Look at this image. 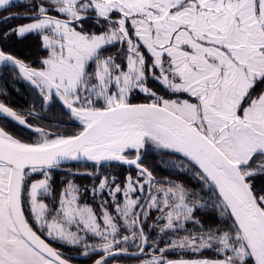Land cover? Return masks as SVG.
I'll use <instances>...</instances> for the list:
<instances>
[{"label": "snow or ice", "instance_id": "snow-or-ice-1", "mask_svg": "<svg viewBox=\"0 0 264 264\" xmlns=\"http://www.w3.org/2000/svg\"><path fill=\"white\" fill-rule=\"evenodd\" d=\"M4 75L0 264H264V0H0Z\"/></svg>", "mask_w": 264, "mask_h": 264}, {"label": "trees", "instance_id": "trees-1", "mask_svg": "<svg viewBox=\"0 0 264 264\" xmlns=\"http://www.w3.org/2000/svg\"><path fill=\"white\" fill-rule=\"evenodd\" d=\"M37 45H38V41L30 36L22 41L13 40L11 42V49L15 50V53L21 56L22 58H31V57H35V55L37 54L38 51ZM10 79L12 78L11 76L8 75H5L3 77V81L2 79H0V99H2L6 104L10 105L16 110L26 109L31 101L30 93L22 89L20 93L17 94L14 92L13 89H9L8 85H10ZM7 82L9 83L7 84ZM50 118L54 119L53 117ZM9 126L14 127L11 123L9 124ZM146 163L149 164L150 166H153L154 170L157 172L159 176L163 177L168 175V172H166L159 165V163L156 160L152 159L151 157L148 160H146ZM56 175L57 176H55V179L57 182H59L60 177L58 176V173ZM76 183L81 185H90L91 181L86 176H78L76 177ZM135 261H136L135 259H128L124 261V264H134Z\"/></svg>", "mask_w": 264, "mask_h": 264}, {"label": "flooded vegetation", "instance_id": "flooded-vegetation-1", "mask_svg": "<svg viewBox=\"0 0 264 264\" xmlns=\"http://www.w3.org/2000/svg\"><path fill=\"white\" fill-rule=\"evenodd\" d=\"M17 9H13V11H16ZM23 21H13L12 23L13 24H16V23H22ZM17 41V40H16ZM12 50V49H11ZM15 52V50H12ZM5 76V75H4ZM9 80V79H8ZM7 80V81H8ZM3 81V79H2ZM9 82H7L8 84ZM9 89H13L15 93L19 94L20 91L23 89L25 91H27L28 93H30V96H31V92H30V89H29V86L25 83H21L19 81H16L14 79H10V85H8ZM31 100V99H30ZM57 176V175H56ZM58 176L60 177V174L58 173Z\"/></svg>", "mask_w": 264, "mask_h": 264}, {"label": "rangeland", "instance_id": "rangeland-1", "mask_svg": "<svg viewBox=\"0 0 264 264\" xmlns=\"http://www.w3.org/2000/svg\"><path fill=\"white\" fill-rule=\"evenodd\" d=\"M134 264H138V261L136 260V261L134 262Z\"/></svg>", "mask_w": 264, "mask_h": 264}, {"label": "water", "instance_id": "water-1", "mask_svg": "<svg viewBox=\"0 0 264 264\" xmlns=\"http://www.w3.org/2000/svg\"><path fill=\"white\" fill-rule=\"evenodd\" d=\"M78 259H83V258H78Z\"/></svg>", "mask_w": 264, "mask_h": 264}]
</instances>
